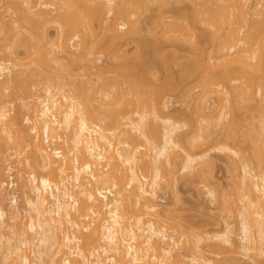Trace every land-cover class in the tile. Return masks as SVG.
Listing matches in <instances>:
<instances>
[{"label": "bare ground", "instance_id": "bare-ground-1", "mask_svg": "<svg viewBox=\"0 0 264 264\" xmlns=\"http://www.w3.org/2000/svg\"><path fill=\"white\" fill-rule=\"evenodd\" d=\"M3 1L0 18L10 19L0 20V160L10 151L21 158L25 210L17 195L6 197L15 182L0 168V264H264V113H248L247 102L257 87L264 99V0H192L186 10L177 1L163 31L173 49L155 38L140 41L133 57L121 45L152 0ZM155 1L159 10L171 2ZM199 26L212 56L234 51L242 63L207 68L182 56L179 43L205 52ZM191 84L202 87L200 98ZM171 92L191 96L209 125L197 128L189 112L183 133L167 112ZM215 150L234 171L236 194L221 197V229L202 235L169 218L177 209L160 201L182 173L207 185Z\"/></svg>", "mask_w": 264, "mask_h": 264}, {"label": "rangeland", "instance_id": "rangeland-1", "mask_svg": "<svg viewBox=\"0 0 264 264\" xmlns=\"http://www.w3.org/2000/svg\"><path fill=\"white\" fill-rule=\"evenodd\" d=\"M168 1H171L172 3L168 2L169 4L170 3L171 4L170 5L168 4L167 7H165V5H167L166 4L167 2L160 3V5H159L160 10H161L160 11L158 9V6L156 5L159 3V1L156 3V1L154 2V0H152L150 2V8L148 9L149 11L144 12V10H143L135 17L133 26L137 29V33L131 32V33L127 34L126 35L127 39L125 41V44L124 45L120 44L121 46H123L127 49L129 56H131V57L134 56L136 49H137V46H138L140 41L147 43V44H152V42L154 41L155 38L159 41V44L163 48L164 51L168 52V51H171L173 49L171 42L167 40V38L165 37L166 35H163V33L166 31V29L164 30V28H167V26L170 24V22H167V21H172L171 20L173 18L172 13L174 12L173 9L181 6V3H182L183 4L182 7H186L185 8V10H186L187 8L190 7V6L188 7V4H191L192 0H190V3H189V0H185V2L182 1L181 3L180 2L177 3V1H180V0H168ZM3 2H5V0ZM1 4L3 5V3H0V6H1ZM161 4H163V5H161ZM182 7H180V8H182ZM172 10H173V12H172ZM178 10H179V8H178ZM182 10H183V8H182ZM1 11H4V7H3V9H1ZM159 12H160L161 16H159V14H158ZM175 12H176V9H175ZM7 14L8 13H5L4 14L5 16L4 15L1 16L0 20L3 21L4 17H6L5 21H9L10 17H9V14L8 15ZM173 14H175V13H173ZM5 21H3V23ZM0 23H2V22H0ZM196 30H197L196 31L197 32L196 33L197 42L203 46V48L205 49V52L202 51L204 53H202V52L199 53V52L195 51L189 43H179V44H177V48H178L180 54H182V56L188 57V58H197L196 60L199 59V61L203 60L202 62L204 64L208 65L207 68L211 65L212 66L213 65L214 66L219 65V66H228V67H232V66L238 67V64L242 63V61H240V59H239V57H240L239 54H235L234 51H231L232 53L229 52L230 54L228 57L227 56L226 57H220L218 54H217L218 57L216 55H213L214 56L213 57L211 54L212 43L210 41H209L210 42L209 43L208 40H206L207 38L204 36V34H205L204 29L199 26V29L196 28ZM51 32L54 33V30L51 29ZM202 46H200L201 49H203ZM19 50H20V52L19 51L18 52H19L20 57L27 56L25 54V50L23 48H20ZM257 56H256V58H258ZM251 58H253V57H251ZM253 60L251 61V63L255 62V60L254 61ZM257 60L259 62L261 59L259 60V58H258V59H256V61ZM199 61H197V62H199ZM105 62H107V60L105 59V57H103L101 59V61L99 62V64H102ZM259 64H260V62H259ZM244 65H245V67L247 66L250 73H256L255 69L258 67V66H256V65H258V63L254 64L256 66V67H254L253 63L250 64V58H248L247 60L244 61ZM179 70H180L179 66L174 67V69L172 70L173 71L172 73H173L174 77L176 78L175 80H177L179 77ZM244 73H246V72L241 70V74H244ZM162 81H165V78L162 77L161 82ZM231 82H230L231 85L233 84L234 86H239L238 84L240 83L239 81H234V80H232ZM192 85H194V84H191L189 86L191 88V92H192L191 96L195 98V96H197V94H198V98H200V96H201L200 92H201L202 87H199L198 84L195 87ZM261 86L264 88V83ZM193 87H194V89L192 90ZM257 91H258V87L252 92L251 96L253 97V99H250L247 102L250 105V107H252L248 113H254V114L259 115V114L264 113V101H263L264 99H263V96H261ZM176 93H177V91H176ZM176 93L171 92L169 97H168L169 102H168L167 112L176 121L180 122L182 125H185L184 128L182 129L183 133L184 132L186 133L188 130H190V128H189L190 127V121L186 118V115H185L187 113L189 114V112L192 115V118H193L192 121L194 122V124L196 123L195 126H197V128H198V126H199V128H205L207 125H209L210 121L206 122L207 117H201L198 113H196L197 111L194 112L195 109L197 110V105L195 108L194 102H193L191 96L186 97L185 100L182 101V93H180L181 97L179 96V93L178 94H176ZM192 94L195 96H193ZM216 96L217 95H215V94L212 95V98L214 99V100L212 99V102L214 101V104L219 107L218 109H224L223 102L221 101V103H220L218 101V98H217L218 96L217 97ZM3 98L4 97H0V101H2ZM196 99H197V97H196ZM16 106H17V102L14 104V107H16ZM225 110L229 111V107L225 108ZM240 113L242 114L243 117H249L250 116V114L247 115V112L245 110H241ZM248 121H252V120L249 118ZM26 125H29V124L25 123V126ZM204 125H206V126H204ZM29 126H31V125H29ZM200 126H202V127H200ZM217 129L219 130V126H218V128H216V127L213 128V130L216 131L217 139H222V137L224 135L222 136V134H221L222 132H221L220 133L221 135L219 136V132L217 131ZM182 132L180 134L183 136ZM31 134H32V136L35 135L34 133H31ZM185 136H187V134ZM185 139L188 140L189 137L185 138ZM214 140H215V137H210L207 141L210 142L209 144L211 145L214 142ZM208 145L206 147H210ZM240 145L243 147L244 143H241ZM245 147H246V145H244V148ZM192 150H196V149H192ZM199 150L197 149V151H199ZM10 152H8V154L10 153L9 157L11 156V158H9L10 159L9 161L6 160L8 158V156H7V158L5 157L6 155H4V157L6 158L5 160L3 157L1 158V160L2 159L4 160L3 164L0 160L1 174H3V173L5 174L4 175L5 178L0 174V182L2 181L3 178H4L3 180L6 179L8 181H14L15 182V185L13 187H12V184L9 185V187H6L7 188V192H6L7 196L6 197L10 198L14 194L17 195L19 197L20 210H25V206H24L25 204H24V201L22 199V194H21L20 189H19V185L21 183V178H20L21 173H19L18 171H19V168H21V162H19L21 160V158H18L15 155L13 156L12 155L13 151H10ZM247 154H249V153H247ZM209 155H210V161L212 160L213 167H211L209 169V171H211V173L210 172H208V173L211 175L208 174L210 176V177H208L209 181H207V180L206 181L208 182L207 185H208L209 190H210V188L212 190V195H210L208 193L209 190L207 188L206 182L203 185L202 183H200V182H202V181H200L201 179L198 180L199 178L193 177V179H192V177H190V176H186V177H185V175L182 176V174H185V173H182V174L178 173V175L179 174L180 175L177 176L178 180L175 183L176 187L173 188L175 190L171 189L172 191L170 190V192L168 190L167 196L163 200L160 201V203L162 204L161 207L164 210L167 209L166 211H168V212H170V210H172V209H175V208L177 209V214L175 213L172 215V214L168 213L171 216V217L169 216V218H172V219L174 218L175 220L177 219L176 221L182 222L183 224L187 225L188 227L191 226L193 228V231H199V233L202 235H206V233L212 234V232L213 233L216 232L217 229L218 230L221 229L220 226L222 224H218L217 222L221 221L220 220L221 217L226 216V214L224 215V213H223V212H225V209L223 208V206L225 207L226 202H228L227 198H229L231 196L229 198V200H232L233 197H235L236 190H233V188L237 187V185L234 181L235 178L233 177L235 175V174L233 175L234 171L232 170L231 165H229L230 163H229L226 155L223 152L218 151V150L212 151L211 153H209ZM208 156L206 158L209 160ZM12 157H14V158H12ZM4 165H5V167H4ZM7 166L11 167L12 170H11V172H8L9 170L8 171L6 170V173H5L4 170L7 168ZM240 172H239V174L242 173V172L241 173ZM10 174L12 177L9 179V178H7V176ZM194 179H196V180L194 181ZM205 179H207V178H205ZM192 181H193V184H191ZM205 185H206V187H205ZM205 188H206V190H205ZM173 191L176 192L175 195L177 194L176 196H178V197H175L174 193H172ZM220 194H221V196H218ZM222 195H224L225 198ZM221 197H223V199H227V200L223 201V203H222L223 199ZM219 198H221V199H219ZM6 202H8V201H6ZM6 204H8V203H6ZM164 207H166V208H164ZM231 214L227 213V216L231 215ZM234 216L235 215L233 214V216L230 218L231 220H229V221H232L233 224L236 225V228H239L237 217L236 216L234 217ZM235 218H236V220H235ZM228 219H229V217H228ZM196 233H198V232H196ZM183 250L186 251L184 248L182 249V251Z\"/></svg>", "mask_w": 264, "mask_h": 264}]
</instances>
